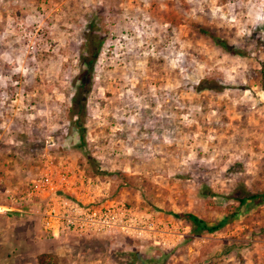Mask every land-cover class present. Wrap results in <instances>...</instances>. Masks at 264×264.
Wrapping results in <instances>:
<instances>
[{
  "label": "rangeland",
  "instance_id": "374dc122",
  "mask_svg": "<svg viewBox=\"0 0 264 264\" xmlns=\"http://www.w3.org/2000/svg\"><path fill=\"white\" fill-rule=\"evenodd\" d=\"M89 30L102 44L79 139L69 108ZM59 162L144 230L53 239L0 212V264H264V205L234 200L264 193V0H0V207ZM183 214L231 219L197 234Z\"/></svg>",
  "mask_w": 264,
  "mask_h": 264
},
{
  "label": "built area",
  "instance_id": "2783aa9c",
  "mask_svg": "<svg viewBox=\"0 0 264 264\" xmlns=\"http://www.w3.org/2000/svg\"><path fill=\"white\" fill-rule=\"evenodd\" d=\"M105 192L96 179L59 162L44 169L22 191L7 193V205L0 212L36 220L53 239L138 237L144 230L139 216L123 202L108 199Z\"/></svg>",
  "mask_w": 264,
  "mask_h": 264
},
{
  "label": "trees",
  "instance_id": "16d2710c",
  "mask_svg": "<svg viewBox=\"0 0 264 264\" xmlns=\"http://www.w3.org/2000/svg\"><path fill=\"white\" fill-rule=\"evenodd\" d=\"M197 30L202 34L208 35L212 39L214 44L220 47L221 49L227 52H232L231 48L221 39L209 35V33L203 28L199 27ZM101 44H102L101 37L95 35L93 31L91 32L89 30V32L84 36L81 54L78 57L79 62L84 66V69L80 72V74L77 77V85L75 87V92L70 99L71 106L69 108V114H70V118L73 119L71 124L76 128L77 133L79 135V139L81 138V135L83 133L82 124L79 122L81 121L82 117H84L85 97L90 88V79H91L93 64L97 57L98 50ZM197 89L199 90L216 89V87H211L207 85L206 81H200ZM205 190L207 191L206 192L204 191L201 194L204 195L210 194V191H208L207 188ZM234 200L237 202V205L239 207L245 204H252L253 206L261 205V204L264 205V193L243 194L234 197ZM180 217L184 218L185 220H188L194 232L199 234L201 232L212 233L219 230L231 219V214L225 215L213 225H207L206 222L190 214H183ZM133 258L135 259L137 257L135 256ZM52 262H53L52 258L49 255L43 254L37 257V264H53Z\"/></svg>",
  "mask_w": 264,
  "mask_h": 264
},
{
  "label": "crops",
  "instance_id": "0c3cea01",
  "mask_svg": "<svg viewBox=\"0 0 264 264\" xmlns=\"http://www.w3.org/2000/svg\"><path fill=\"white\" fill-rule=\"evenodd\" d=\"M15 215V214H14ZM18 215V214H17Z\"/></svg>",
  "mask_w": 264,
  "mask_h": 264
}]
</instances>
